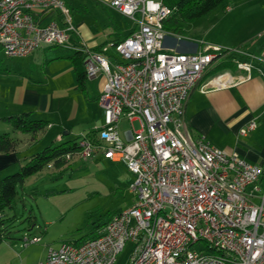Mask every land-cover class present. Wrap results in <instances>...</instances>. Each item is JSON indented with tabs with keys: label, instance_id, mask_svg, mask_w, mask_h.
<instances>
[{
	"label": "built area",
	"instance_id": "obj_1",
	"mask_svg": "<svg viewBox=\"0 0 264 264\" xmlns=\"http://www.w3.org/2000/svg\"><path fill=\"white\" fill-rule=\"evenodd\" d=\"M99 1L135 29L97 50L76 46L85 53L87 78L106 77L98 96L104 122L94 138L82 134L81 153L101 148L106 158L124 163L136 175V199L114 213L99 236L50 247L39 264H116L128 242L134 243L128 264H264V167L225 153L204 134L194 137L186 119L192 90L221 58L238 54L236 68L247 72L240 77L246 80L254 62L264 63V49L252 53L201 40L199 50L178 52L165 46L173 34L164 27L173 13L165 0ZM50 10L64 27L39 23ZM70 35L78 30L64 0H0V48L7 57L27 56L43 44L64 46ZM224 74L201 90L225 82ZM123 121L130 127L121 132ZM255 127L252 121L241 133Z\"/></svg>",
	"mask_w": 264,
	"mask_h": 264
},
{
	"label": "rangeland",
	"instance_id": "obj_2",
	"mask_svg": "<svg viewBox=\"0 0 264 264\" xmlns=\"http://www.w3.org/2000/svg\"><path fill=\"white\" fill-rule=\"evenodd\" d=\"M68 1L72 8L73 24L83 21L82 29L91 32L98 42L109 39L104 45L118 38L119 34L127 36L135 29L133 21L117 12L106 11L97 0ZM229 2L226 0L208 14L189 23L184 33V37L189 39H182L199 44L204 36L208 43L216 38H224L234 43L224 45L225 48L247 45L253 53H257L264 45V34L252 33L250 27L255 23L259 1L245 4L228 16L224 7ZM59 24L64 27L61 21ZM212 25L214 27L209 32ZM73 37L70 35L71 39L64 46L43 44L44 50L38 49L27 57L9 58L0 50V100L4 99V87L18 80L20 74L39 81L42 84L36 89L54 94V103L59 104L60 110L67 117L74 118H71L73 121L69 127L73 132L69 137L85 134L93 130L95 124L101 126L104 122V117L97 120L100 117L99 109L91 105L93 102L87 99L81 88H76L75 74L68 71L72 62L63 56L73 53V50L67 48L75 43ZM108 53L114 54L113 49L110 48ZM231 55L220 61L227 59L236 67L234 59H239V55ZM3 108L0 102V112ZM95 111L97 117H94ZM134 125L138 127L137 123ZM128 127L130 124L123 121L120 124L121 132ZM50 131L48 128L43 132L34 145L29 143L30 134L12 133L21 138L20 152L24 156L26 152L29 155L49 145L56 136L52 134L55 132ZM59 132L64 131L58 129ZM135 178L136 175L124 163L106 158L101 148L88 155L81 153L61 167L48 165L28 177L23 187H18L15 207L6 210L8 216L14 217L10 238L0 245V264H39L46 259L50 247L59 248L63 243L92 237L114 213L134 204L136 197L131 186ZM35 235L41 241L25 245L23 239ZM133 248L134 243L128 242L119 253L116 264H128Z\"/></svg>",
	"mask_w": 264,
	"mask_h": 264
},
{
	"label": "crops",
	"instance_id": "obj_3",
	"mask_svg": "<svg viewBox=\"0 0 264 264\" xmlns=\"http://www.w3.org/2000/svg\"><path fill=\"white\" fill-rule=\"evenodd\" d=\"M64 1L70 10H72L71 6H69L70 2L68 0ZM97 1L101 3L99 0ZM255 1L257 0H230L229 4L225 5L224 10L228 13V16L233 15L239 7L245 4H251ZM258 1L259 8L255 13L256 15L254 14V19L256 20L252 27H250V32L264 34V0ZM102 6L110 13L113 11L119 13L103 4ZM121 15L124 16L123 14ZM252 16L253 15H251V17ZM59 18L60 15L56 11H45L40 14L39 23L47 24L55 21L59 24V21H61ZM74 24L78 30V35H73L75 43L67 47L69 50H73V53L63 57L71 60L72 67L68 66V71L71 70L75 74V81L77 83L76 88H81L82 92L86 94L87 99L93 102L91 105L94 106L96 110L99 109L100 117L98 116L99 118H97V120H101L104 116L103 110L98 103V96L104 87L106 77L103 73H99L94 78H87L84 87H79L77 72L85 70V60H83L81 56L76 55V46L80 43H85L88 47L97 50L109 39L98 42L91 32L82 29L84 25L83 21H78ZM213 27L214 25L210 26L209 32ZM173 34L166 37L165 46L168 49L186 53L199 50L200 47L198 43L183 40L179 38L183 36ZM127 36L119 34V37L114 40L118 41ZM183 38L189 39L187 37ZM204 39L205 36L203 37V40ZM209 43L222 46L234 44L226 41L224 38H216ZM56 46L58 45H53V47ZM38 49L44 50L45 47L40 46L30 54ZM243 49L253 53L247 45H243ZM263 49L264 45L256 52L258 53ZM221 73H225L222 78L225 82H214L203 91L200 88L201 85L211 76L204 77L201 83H199L190 94L186 104V119L191 134L194 137L199 134H204L213 145L222 149L225 153L237 154L251 164L264 167V63L254 62V68L250 73V78L246 80H241L240 77L248 76L247 72L239 70L234 65ZM18 77L19 81L14 80L13 83H9L4 87V99L0 100L4 106L3 110L0 112V133H10L13 137L21 140V138L13 134L19 131H15L12 125L5 120V117L21 114L23 112H30L33 118L48 121L47 130L50 128V132H55L52 134L56 135L53 141L57 142V140L60 139V142H62L76 138L69 137L73 132L69 126L74 118L70 116L67 117L63 111L60 110L59 104L54 103V94L39 92L36 88L41 86L42 83L40 84L37 80L21 74L18 75ZM94 117H97L96 111ZM71 118H73V120ZM252 121L256 123V127L246 134H242L241 130ZM94 126L95 127L92 129L98 127L96 124ZM58 129L59 131L63 129L64 132L58 133ZM66 135L68 138H64ZM29 143L30 145L36 144L31 142V134ZM20 147L19 145L16 152L9 154L0 153V176H5L9 174L11 170L17 169V167L23 163L24 159L35 153L27 155L26 153L28 152H26L24 156H22Z\"/></svg>",
	"mask_w": 264,
	"mask_h": 264
},
{
	"label": "trees",
	"instance_id": "obj_4",
	"mask_svg": "<svg viewBox=\"0 0 264 264\" xmlns=\"http://www.w3.org/2000/svg\"><path fill=\"white\" fill-rule=\"evenodd\" d=\"M225 1L226 0H165V3L172 8L173 13L170 18L165 21L164 27L167 31L184 37L185 30L189 23L208 14ZM76 55L81 56L83 60H85V53L82 50L76 49ZM232 55L230 57H232ZM230 66H233V64L227 59L222 60L215 64L204 77L229 69ZM86 79V70L77 72L79 87H84ZM5 120L12 125L15 131L31 134L32 143H36L40 139L41 134L47 130L49 124L48 121L44 119L33 118L30 112L10 115L5 117ZM94 135H96V130L93 129L86 132L84 137L94 138ZM82 137L83 135H79L67 141H53L42 150L24 159L16 172L0 176V245L10 238V226L14 216H8L6 210L15 207L18 187H23L28 177L42 171L48 165L61 167L67 163L69 164L72 158L81 154L80 139ZM20 144L21 140L13 137L10 133H0V153L9 154L16 152ZM107 222L98 228L93 236L88 239L99 236ZM86 240L75 243H81Z\"/></svg>",
	"mask_w": 264,
	"mask_h": 264
}]
</instances>
